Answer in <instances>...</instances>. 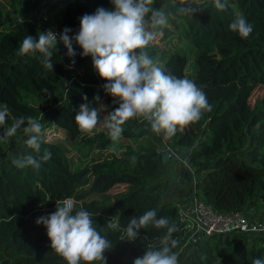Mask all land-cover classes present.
Returning a JSON list of instances; mask_svg holds the SVG:
<instances>
[{
	"label": "trees",
	"instance_id": "1",
	"mask_svg": "<svg viewBox=\"0 0 264 264\" xmlns=\"http://www.w3.org/2000/svg\"><path fill=\"white\" fill-rule=\"evenodd\" d=\"M197 1L202 11L190 16L179 12L182 0H154L152 7L167 5V13L182 22L181 33L194 51V71L188 77L184 72V52L173 51L157 65L168 74L192 80L206 94L211 110L168 140L150 128L135 131L128 120L121 126L120 139L136 136L135 142L117 147L121 150L117 155L92 160L85 166H74L63 148L41 139L39 154L25 140L17 153L0 151V264H67L51 249L46 228L36 224L37 218L53 213L56 204L65 200L72 201L73 213L81 207L91 212L94 226L112 242V248L104 253L107 264H133L147 245L156 243L165 231L149 226L136 240L126 241L125 235L124 241L120 230L106 227L108 219L114 217L124 228L130 217L151 209L179 228L173 234L179 241L174 251L179 253L187 233L177 208L163 196V178L173 165L172 155L164 158L166 151L161 145L165 142L188 149L186 164L195 177L194 194L216 211L246 210L259 199L264 200V94L254 104L249 101L253 89L264 85V0H222L225 10L216 9L213 0L193 3ZM6 5L19 16L7 20L0 7V108L10 111L6 125L10 126L14 118L36 119L48 111L43 125H53L75 140L85 133L74 118L87 96L88 102L100 110L101 123L97 127L102 129L95 132L96 127L84 141H79V150L112 144L103 120L107 112L119 106L118 98L87 83L67 81L62 87L63 79L77 76L78 68H86L88 57L79 55L82 50L78 45L73 44L77 55L72 65L67 49L57 44L51 58L54 73L43 68L40 53L16 54L26 35L36 37L38 31L42 32L43 17L60 31L67 27L72 30L70 35H75L80 17L100 7L112 10L110 0H6ZM41 7L45 14L40 12L38 21L25 18ZM51 11L55 12L50 14ZM237 16L245 17L253 26L246 39L229 30ZM144 51L154 60L159 48L148 45ZM96 95L99 102H93ZM101 105L107 106L106 111ZM22 136L23 126L10 138ZM45 150L51 157L40 159L39 169H19L12 164L14 157L28 154L39 159ZM120 184L124 185L123 191L108 194ZM189 246L179 264H215L239 250V257L223 264H251L253 258L264 257V236L235 231L197 238Z\"/></svg>",
	"mask_w": 264,
	"mask_h": 264
},
{
	"label": "clouds",
	"instance_id": "2",
	"mask_svg": "<svg viewBox=\"0 0 264 264\" xmlns=\"http://www.w3.org/2000/svg\"><path fill=\"white\" fill-rule=\"evenodd\" d=\"M113 9L97 8L89 15L80 17L78 33L65 28L57 33L52 29L38 31L37 36L26 35L19 44L18 56L41 54V64L46 71L54 73L52 63L53 50L61 43L67 49L66 55L71 64H75L73 44L82 50L81 57H91L92 66L99 77L107 83L102 87L106 94L118 98L119 106L107 112L103 120L104 127L113 141L120 139L122 125L135 117H142L150 125V130L162 135L164 140L171 139L179 129L198 122L203 113L211 110L206 94L187 78H178L166 73L154 63L148 52L144 51L159 34L149 29H163L168 23L167 5L152 7L154 0H110ZM214 7L225 10L222 0H213ZM202 11L193 0H182L179 12L194 16ZM229 30L246 39L253 31V26L243 16H237ZM141 51L137 52L136 50ZM75 122L83 132H91L101 123L100 110L83 97ZM100 97H93L99 102ZM106 111L105 105H101ZM10 111L0 108V141L7 143L23 126L27 137L24 143L37 154L40 152V134L42 124L33 117L14 118L7 124ZM43 116V114H42ZM51 153L45 150L39 159L31 154L22 158H13L12 164L19 169L31 166L39 169L40 159L48 160ZM43 225L51 242L50 247L67 264H107L104 253L112 248V242L94 226L93 214L81 207L73 213L67 202L56 204V210L36 220ZM149 226L165 230L156 243L147 245L145 252L133 260V264H179V253L174 249L179 241L173 234L179 231L177 225L165 216L157 215L155 209L147 210L139 216L129 218L126 227L121 228L114 218L107 221L106 227L113 231L120 230L121 240L133 241L139 238L141 230ZM206 257L202 256V259ZM251 264H264V257L253 258Z\"/></svg>",
	"mask_w": 264,
	"mask_h": 264
},
{
	"label": "rangeland",
	"instance_id": "3",
	"mask_svg": "<svg viewBox=\"0 0 264 264\" xmlns=\"http://www.w3.org/2000/svg\"><path fill=\"white\" fill-rule=\"evenodd\" d=\"M199 2H195L198 4ZM0 7L3 8V15L7 20L17 19L19 16L14 14L6 5V0H0ZM40 12L41 14L44 13V9L37 8L36 10L32 11L28 14L25 18L31 19L33 21H38L40 19ZM55 11H51L50 14H53ZM45 14V13H44ZM153 31H157L159 34L152 41L149 45H155L159 48V51L156 54L155 59L153 60L154 63H163L165 59L173 52V51H181L184 52L187 56V64L184 69L186 76H190L194 71V51L190 49V46L187 44L186 39L183 37L181 31L183 30L182 22L179 21L177 18H173L171 15H168V23L163 29H149ZM77 76L69 75L68 80L63 79L61 82L63 83V88L66 87L65 84L68 81L72 84H79V83H87L92 84L95 87H99L103 89V85L107 83V81L101 79L97 72L94 70L92 66L91 57L88 56V62L86 68L82 70V68H78ZM264 94V85L256 86L249 98L251 104H254L258 99L262 97ZM43 114V116H42ZM36 117L37 120L43 122L46 120L48 116V111L44 112ZM131 127L138 131L142 127L150 128L148 122L144 119L139 120L137 117L130 119ZM8 125H5L7 127ZM102 128L97 127L95 132H99ZM2 131V129H0ZM91 132H85L75 140H70L64 135V132L61 130H56L55 126H44L42 128V132L40 134V139L44 142L54 143L59 145L66 151V154L70 157V160L76 165H89L92 160L98 158H104L110 154L117 155L121 150L117 147H122L126 144H133L137 139L136 136L127 137L123 139H119L117 141H113L112 144L107 146L106 148L100 149H91L89 151H80L79 144L84 141ZM122 136V135H121ZM25 140V136H22L19 139H12L9 138L7 143L0 141V151H8L10 154L17 153L20 151L23 141ZM139 140V138H138ZM162 148L166 153H164V158H166L169 154L174 153L173 156V165L170 168L169 172L165 174L163 178V182L165 185L163 196L168 201L172 202H181L184 203L187 200H190L191 197L194 195L193 185H194V174L192 170L184 166L180 161L187 159V152L188 149L181 146H175L172 143L165 142L162 145ZM124 190V185H116L108 191L109 195H112L116 192H120ZM180 194V195H179ZM248 208H255L259 212V214L264 211V200L259 199L257 203H252L248 206ZM248 211V210H247ZM189 239L187 233V239L185 244L179 250V258H181L184 254H186L190 250V243L187 242ZM239 250L238 253H234L231 255L229 259L220 260L215 264H223L225 262H229L237 257H239Z\"/></svg>",
	"mask_w": 264,
	"mask_h": 264
},
{
	"label": "built area",
	"instance_id": "4",
	"mask_svg": "<svg viewBox=\"0 0 264 264\" xmlns=\"http://www.w3.org/2000/svg\"><path fill=\"white\" fill-rule=\"evenodd\" d=\"M43 20L45 23L41 27L42 32L48 29L57 33L62 32L52 21H46V17H43ZM169 155H174V153ZM182 161L186 163L185 160ZM65 202L72 208L71 200H65ZM174 205L177 208L179 221L185 232L188 233L187 242L189 243L197 238L231 231L264 236V214L255 215L244 209L225 213L218 212L195 194L190 200L184 203L175 202Z\"/></svg>",
	"mask_w": 264,
	"mask_h": 264
},
{
	"label": "crops",
	"instance_id": "5",
	"mask_svg": "<svg viewBox=\"0 0 264 264\" xmlns=\"http://www.w3.org/2000/svg\"><path fill=\"white\" fill-rule=\"evenodd\" d=\"M142 120V119H141ZM131 122V121H130ZM187 154H188V152H187ZM187 157V156H186ZM185 161H186V158L184 159ZM179 163H182L184 166H186L187 168H189L188 166H187V164L184 162V161H180ZM190 169V168H189ZM191 170V169H190ZM180 195V194H179ZM246 210H248V212H250V213H253V214H255V215H260L259 214V212L260 211H258L257 209H255V208H246ZM262 214H264V212L262 211V213H261V215Z\"/></svg>",
	"mask_w": 264,
	"mask_h": 264
}]
</instances>
